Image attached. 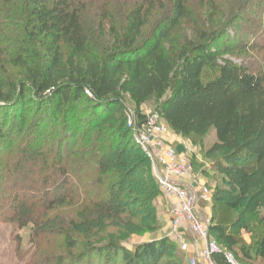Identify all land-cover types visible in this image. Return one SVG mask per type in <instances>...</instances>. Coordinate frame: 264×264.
Listing matches in <instances>:
<instances>
[{
	"label": "trees",
	"instance_id": "16d2710c",
	"mask_svg": "<svg viewBox=\"0 0 264 264\" xmlns=\"http://www.w3.org/2000/svg\"><path fill=\"white\" fill-rule=\"evenodd\" d=\"M197 1L0 0V156L14 150L21 168L51 172L38 184L6 175L18 188L13 199L0 196V220L19 201L39 212L27 264L46 234L41 217L75 206L61 229L66 250L78 254L55 263L185 264L167 237L122 246L158 229L152 201L161 193L125 112L131 107L141 124L150 100L173 134L214 132L211 170L226 191L212 194L208 231L221 249L214 263L228 264V254L237 264H264V68L223 59L264 51L226 32L264 0H232L229 13L227 0ZM93 8L102 42L86 31Z\"/></svg>",
	"mask_w": 264,
	"mask_h": 264
},
{
	"label": "rangeland",
	"instance_id": "374dc122",
	"mask_svg": "<svg viewBox=\"0 0 264 264\" xmlns=\"http://www.w3.org/2000/svg\"><path fill=\"white\" fill-rule=\"evenodd\" d=\"M231 1L232 0H227L226 5L222 7L225 8L224 11L226 13H229L230 11V8L228 6ZM197 2H199V0ZM118 11L116 12L118 13ZM94 14L95 8H93V13L89 12L87 16V21L85 22L86 31L93 40L102 42L103 40L99 38V32L97 30V24L94 19ZM205 22V18H202L201 22H199L201 28ZM191 26L188 29L186 28L182 34H186L189 36L190 32L188 31L190 30ZM226 32L228 35L232 36L233 34H235V36H238V38H243L245 42L250 45L253 44L259 46L264 44V6L262 7L258 2H252L248 9L240 14V19L235 22L232 27H229ZM223 40L224 39L222 38L220 42H223ZM223 59L229 60L234 65H241L251 70L264 68L263 50L253 52L250 51L242 54L235 53L233 55H225L223 56ZM127 111L131 112L134 115L131 107H127L125 112ZM139 112L143 116L157 114L154 100H150L145 105H143L140 108ZM25 113L26 115L31 116V114L33 113V109L28 107ZM170 140H172L171 145L174 149L175 144H180L183 147L182 153H178L176 151L178 154L183 155L187 151H191V164L193 175L195 177L198 178L199 176L202 179L203 183L206 184V186H208V188H210L212 191L218 189L222 193L221 196L225 194L226 191L224 190L221 178L211 170V162L216 158L209 154V150L216 142L213 131H210L203 138L182 137L173 134V136L170 137ZM14 144H18V141H15ZM15 155L16 154H14L13 150L8 154L0 156V188L2 190L0 191V196H2V198L13 199V197L15 196V190H17L16 188H18L15 182L11 181L12 179H6V175L10 174L11 176L16 174L18 177L23 174H28L29 176L34 177L33 182L35 184H38L36 182H41L45 177L50 179V170L44 172V174H33L31 173L32 170L29 168L33 163L29 164L27 167L21 168L22 162L19 163L20 160L16 162ZM112 157L113 156L109 157L108 160L111 161ZM36 166H38V164H36ZM150 170L155 180L151 163ZM140 172H142L141 169L137 171V173ZM14 184L15 187H12V185ZM11 201L13 202V200H10L9 202L7 200L8 203H12ZM18 204L19 209L15 211V213L14 210L8 209L10 208L9 205H7L4 209L7 216L11 217L12 220L6 221L3 219L7 216H3L2 220H0V264H27L28 257L31 253V251L29 253V249L31 247L32 239L35 235L34 232L32 233L34 229L33 221L38 218L39 212H35L34 208L29 207L27 204H24V202L19 201ZM152 207L158 219V229L155 232L144 235L143 237L132 236L130 240L125 242L122 246L131 249L133 245L145 242L149 239H160L163 237H167L169 239L168 234H170L171 230L169 222L167 220L169 219V206L166 199L161 194H158L152 201ZM133 208L135 209L137 207L133 206ZM76 214L77 208L75 206L73 209L61 211L60 213L51 211L45 213V218L44 215L41 217L43 218L42 221L46 223V234L40 235L42 245L32 264H34L35 262L36 264H45L49 261V259L54 261L52 264H57L55 263V259L66 258L72 254H78L77 251L66 250L63 244L64 237L61 229L63 225L66 226L70 222L71 218H76ZM257 214L258 216L264 215V208H260ZM206 217V213H203L200 219L202 221H206ZM183 241L189 244L188 240L183 239ZM177 245L176 248L179 249V246ZM180 252L175 253L176 256H179L185 264H188L189 259L188 255L186 254L187 252ZM97 261V259L93 260L95 264H97ZM116 264H121L120 258L116 261Z\"/></svg>",
	"mask_w": 264,
	"mask_h": 264
},
{
	"label": "built area",
	"instance_id": "2783aa9c",
	"mask_svg": "<svg viewBox=\"0 0 264 264\" xmlns=\"http://www.w3.org/2000/svg\"><path fill=\"white\" fill-rule=\"evenodd\" d=\"M126 116L132 141L150 160L159 191L169 206L172 239L183 253L189 249L182 239L185 233L202 244L197 258H190L188 264H215L213 257L221 249L209 235V222L199 217L201 204L212 202L213 191L193 175L191 151L183 155L176 152L170 142L173 133L157 114L145 116L141 124L131 112L127 111ZM226 260L237 264L231 255L227 254Z\"/></svg>",
	"mask_w": 264,
	"mask_h": 264
},
{
	"label": "crops",
	"instance_id": "0c3cea01",
	"mask_svg": "<svg viewBox=\"0 0 264 264\" xmlns=\"http://www.w3.org/2000/svg\"><path fill=\"white\" fill-rule=\"evenodd\" d=\"M172 143V140L170 141ZM175 149L178 153H182L183 152V147L180 145V144H175ZM198 180L203 183L202 179L198 176ZM212 207H213V203L211 204H201V207H200V211L199 213L201 212L202 214L203 213H206V221H210L211 219V216H212ZM200 213V217H201V214ZM203 217V216H202ZM168 222H169V219H167ZM169 236V239L174 243V244H178V242H175L172 237H171V234H168ZM242 237L244 238V240L248 243V236L242 232ZM183 239L185 240H188L189 241V249H188V252L186 253L188 255V259L190 258H197V255H198V251L199 249H201L202 247V244L200 242H195V240L191 237V235H189L188 233H185L183 235ZM178 246V245H177Z\"/></svg>",
	"mask_w": 264,
	"mask_h": 264
}]
</instances>
